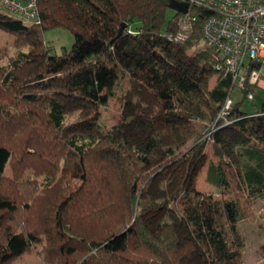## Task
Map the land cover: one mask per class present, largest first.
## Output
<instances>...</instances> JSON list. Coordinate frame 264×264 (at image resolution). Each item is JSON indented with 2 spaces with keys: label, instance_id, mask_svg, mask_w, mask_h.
Returning a JSON list of instances; mask_svg holds the SVG:
<instances>
[{
  "label": "trees",
  "instance_id": "16d2710c",
  "mask_svg": "<svg viewBox=\"0 0 264 264\" xmlns=\"http://www.w3.org/2000/svg\"><path fill=\"white\" fill-rule=\"evenodd\" d=\"M171 1L37 0L39 21L27 24L0 0V30L15 46L0 53V264H16L39 238L44 264H243L239 224L258 219L253 202L264 197V106L243 102L260 86L235 81L204 40L210 0L188 5L190 31L186 13L166 18ZM59 27L75 36L62 54L43 38ZM121 75L155 98L164 121L200 123L189 152L165 148L152 131L139 136L149 124L131 101L119 125L102 123ZM207 142L212 192L195 191L183 211L175 200L158 205L150 191L160 172Z\"/></svg>",
  "mask_w": 264,
  "mask_h": 264
},
{
  "label": "rangeland",
  "instance_id": "374dc122",
  "mask_svg": "<svg viewBox=\"0 0 264 264\" xmlns=\"http://www.w3.org/2000/svg\"><path fill=\"white\" fill-rule=\"evenodd\" d=\"M176 11L172 8L167 10L166 18L170 19L175 15ZM14 15L21 17L18 14ZM24 22L31 24L33 21L23 18ZM43 38L49 41L53 47V52L62 54L65 49H70L75 42L74 34L63 27L52 28L43 32ZM14 36L3 30H0V53L13 54L15 52ZM5 58H9L8 56ZM264 81V77L262 78ZM214 80L212 79L211 83ZM104 90L102 93H106ZM112 94L108 99V103L101 109V121L107 128H113L119 125L122 119V108L124 99L134 103L136 110L141 113L149 125L145 132L138 131L139 136L143 138L146 134L152 132L157 133L165 148L172 146L176 152H189L190 148L196 142L197 131L200 128V123L181 120L175 123H168L162 117H159V106L155 98L144 88L138 84L131 82L125 75H121L115 87L112 89ZM240 86L237 85L233 91L234 100L240 98ZM253 100L247 98L243 102L244 109H262L264 106V89L256 87L253 90ZM151 132V133H152ZM131 136L134 134L131 131ZM145 134V135H144ZM204 143V142H202ZM203 154L196 156L197 151H193L190 158L187 159L181 166L174 170L160 172L157 181L150 191L153 200L159 204L173 207L174 200L177 207L182 211L195 200V191L210 193L212 189L205 181L206 168L213 156L212 146L210 142L204 144ZM200 149V148H198ZM196 156V157H195ZM12 167L10 163L4 166L6 176L12 175ZM44 179L41 177L40 180ZM84 181L82 178L74 179L73 186L76 189L82 187ZM177 198V199H174ZM253 207L257 212L258 219L256 221L243 220L239 224V231L244 241V246L241 250L243 264H264V197L254 200ZM166 208L158 209L155 215L164 213ZM22 231V227H19ZM45 239L39 238L34 244L23 248L22 252L16 257V264H44L43 261V246Z\"/></svg>",
  "mask_w": 264,
  "mask_h": 264
},
{
  "label": "built area",
  "instance_id": "2783aa9c",
  "mask_svg": "<svg viewBox=\"0 0 264 264\" xmlns=\"http://www.w3.org/2000/svg\"><path fill=\"white\" fill-rule=\"evenodd\" d=\"M188 5L201 0H181ZM215 13L207 17L201 31L209 46L224 57V64L235 81L240 84L262 80L263 72L254 68V63L264 67V0H210ZM5 9L32 21H39L37 0H1ZM197 16L187 13L181 18L185 30L193 28ZM171 37V36H169ZM252 98V94H249ZM227 100L220 114L223 118L231 107ZM225 124H229L226 121Z\"/></svg>",
  "mask_w": 264,
  "mask_h": 264
},
{
  "label": "water",
  "instance_id": "95a60500",
  "mask_svg": "<svg viewBox=\"0 0 264 264\" xmlns=\"http://www.w3.org/2000/svg\"><path fill=\"white\" fill-rule=\"evenodd\" d=\"M169 7L174 9L176 12H181V13H187L188 12V4L182 3L176 0H172L169 3ZM126 25H123L121 28V32L124 30Z\"/></svg>",
  "mask_w": 264,
  "mask_h": 264
},
{
  "label": "crops",
  "instance_id": "0c3cea01",
  "mask_svg": "<svg viewBox=\"0 0 264 264\" xmlns=\"http://www.w3.org/2000/svg\"><path fill=\"white\" fill-rule=\"evenodd\" d=\"M259 86L264 89V81L261 80Z\"/></svg>",
  "mask_w": 264,
  "mask_h": 264
}]
</instances>
